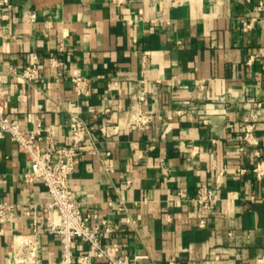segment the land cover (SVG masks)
Wrapping results in <instances>:
<instances>
[{
  "label": "crops",
  "instance_id": "crops-1",
  "mask_svg": "<svg viewBox=\"0 0 264 264\" xmlns=\"http://www.w3.org/2000/svg\"><path fill=\"white\" fill-rule=\"evenodd\" d=\"M257 1L10 0L0 26L4 113L22 129L38 118L53 125L62 144L70 113L89 123L92 141L68 186L82 213L110 229L102 236L110 254L131 264H201L212 247L228 250L217 264H255L264 256V175L254 172L264 162V10H255ZM33 56L40 76L28 84L12 72ZM72 72L87 80V96L73 93ZM141 87L146 96L133 112ZM138 115L151 118L138 125ZM246 123L257 145L242 151ZM28 169L0 132V201H49L42 183L23 182ZM219 172L221 215L199 228L191 198ZM41 226L37 259L56 264L59 239ZM31 230L22 213L2 227L0 264H13L16 236ZM87 253L76 240L73 257Z\"/></svg>",
  "mask_w": 264,
  "mask_h": 264
},
{
  "label": "built area",
  "instance_id": "built-area-1",
  "mask_svg": "<svg viewBox=\"0 0 264 264\" xmlns=\"http://www.w3.org/2000/svg\"><path fill=\"white\" fill-rule=\"evenodd\" d=\"M107 1L112 5L121 6L134 0ZM11 9L10 0H0V26L2 21L8 19ZM255 10H264L263 0L257 1ZM138 13H143L142 7L138 9ZM245 27H248V24H245ZM12 74L28 84L36 81L40 76L37 57L33 56L32 62L25 66L21 72H12ZM60 76L61 73H58L57 77ZM71 76L73 93L76 96H87L89 94L87 80L76 72H72ZM145 96V89L139 88L135 95V104L131 106L133 112L136 111V105L144 101ZM150 118V116L138 115L134 117V120L138 125H143ZM253 129L252 124H245L242 135L243 144L240 150L243 151L248 146L257 145ZM0 132L7 134L26 158L29 169L22 174L23 182L42 183L50 198L47 202L10 203L0 201V234L2 227L12 224L19 213L29 220L32 227L30 233L16 236L13 264H40L37 259L38 241L36 237L41 225L44 226L47 233L59 239L60 259L56 264H72L73 262L75 264H93L90 261V253L96 258L105 260L106 264H131L129 257L108 252L102 243V236L110 229L102 228L104 221L101 222L102 224L92 221V219H96V215L82 213L81 199L68 186L70 176L80 160L83 145L87 141H92L89 123L78 114L70 113L67 122L68 142L62 144L56 138V130L53 125H45L38 118L33 128L22 129L17 119L8 117L4 113V105L0 101ZM254 155L258 157L259 152L255 151ZM242 172L243 170H239V173ZM254 172L256 178H261L264 175V162L258 161L254 166ZM224 179L222 172H219L212 187H198L195 195L191 198L196 204L197 227L204 228L210 218L220 217V190L225 186ZM178 194L181 198L186 197L182 192ZM108 204L111 205V202ZM118 210H124L121 200L118 202ZM76 240L87 245L88 253L79 254L74 258L72 249ZM226 254H228L227 249L212 247L201 264H217ZM138 257L135 256L133 259ZM255 264H264V256L256 258Z\"/></svg>",
  "mask_w": 264,
  "mask_h": 264
}]
</instances>
